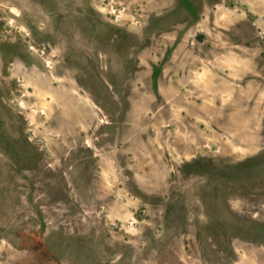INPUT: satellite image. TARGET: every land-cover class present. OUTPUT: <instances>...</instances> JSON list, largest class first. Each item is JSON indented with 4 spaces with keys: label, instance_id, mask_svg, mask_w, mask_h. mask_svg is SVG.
<instances>
[{
    "label": "rangeland",
    "instance_id": "rangeland-1",
    "mask_svg": "<svg viewBox=\"0 0 264 264\" xmlns=\"http://www.w3.org/2000/svg\"><path fill=\"white\" fill-rule=\"evenodd\" d=\"M0 264H264V0H0Z\"/></svg>",
    "mask_w": 264,
    "mask_h": 264
}]
</instances>
